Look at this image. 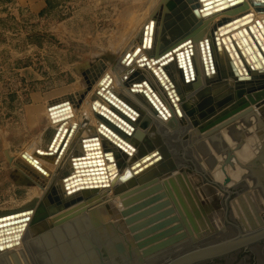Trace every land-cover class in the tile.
I'll list each match as a JSON object with an SVG mask.
<instances>
[{
    "label": "bare ground",
    "instance_id": "6f19581e",
    "mask_svg": "<svg viewBox=\"0 0 264 264\" xmlns=\"http://www.w3.org/2000/svg\"><path fill=\"white\" fill-rule=\"evenodd\" d=\"M170 1L172 0H158L148 16L137 24L130 25L129 34L126 33L119 44L114 45L113 52L95 55L83 63L84 75L83 81H79L80 86L75 93L64 95L59 103H55L58 104L55 109L60 113L59 117L67 114L73 116L64 121L66 126L77 124L58 161L38 153V149L45 151L50 131L61 125L51 116L48 104V121L44 130H35L19 155L6 156L11 167L5 172L7 183L30 190V199L16 209L32 211L18 217L25 218L23 221L26 226L18 231L17 240H12V243L0 242L10 243V246L0 250V264H115L116 259L122 264H138V254L134 249L136 246L130 238L123 216L127 209L124 204L126 190L123 189L129 188L133 176L139 182L142 173L135 172L146 164L142 161L139 167H132L135 161L140 160L145 141L143 133L147 134L148 139L155 135L154 132L149 134L143 130L146 119L148 123L145 126L150 130L163 126L160 128L166 130L168 138L175 140L176 144L183 146L181 142L184 141L186 150H189L182 154L188 162L184 168L191 172L187 175L196 193L193 197L204 210L210 225L213 223V229L216 228L214 222L220 216H229L232 220L230 222L236 225L243 219L249 227H252L250 218L256 226L261 224L260 221L264 222V159L261 158L264 150V126L260 123H264V88L256 80L249 82L252 83L250 90H240L236 84V79L249 76L252 69H264V3L242 0L244 3L236 8L216 7L205 11L204 0H177L172 7ZM232 1L235 0H227L226 3ZM218 8L222 9L214 11ZM243 14L245 17L241 18ZM152 20L154 38L153 45L149 48L142 46L140 39L144 35L145 26ZM228 22L230 23L226 24ZM193 27L196 33L182 39L180 43L193 39L191 45L196 79L189 83L183 77L181 79V70L177 66L169 75L176 81L174 92L171 83L162 77L165 81L163 83L153 73L152 57L163 54L167 41L162 38L170 29L184 30L182 33L185 35ZM255 35L261 42L260 46L254 43ZM207 38L209 42L206 44L210 47L216 70L213 78H208L207 72L213 73L208 58L210 52L204 44ZM142 56L149 62L145 59L140 61ZM130 60L133 61L129 62ZM143 63H150L151 67ZM107 75L109 78L106 79ZM146 80L151 86H136ZM102 81L103 86L100 84ZM107 85H110V90H118L120 97L129 101L140 112L138 116L124 108L134 119L118 112L134 127L132 130L125 124L124 129L130 135L96 113L103 111L97 100L104 102L109 111L115 109L113 104L123 106L108 91ZM141 90L146 91L148 97ZM169 90L172 91L171 95ZM260 92L263 93L258 96ZM81 109L83 113H80ZM220 117L222 119L218 121ZM114 118L115 122L121 123L118 116ZM194 120L203 125L212 124L210 129L228 122L229 125L222 131L224 149L228 151L236 146L241 149L240 152H235V158L226 167V172L232 178L228 184L223 183V155L207 139L206 145L202 139L197 140L202 141L200 143L193 141L194 132L198 129ZM101 123L113 128L122 138L106 127H101ZM48 128L50 130L46 133ZM183 131V140L174 138L173 134L180 137ZM2 133L6 139L3 130ZM232 133L237 135L236 139ZM96 135L98 140L93 139ZM94 142L101 145L102 155L99 159L94 156L92 160L104 159L103 169L111 185L95 189L92 195L83 196V200L75 203L70 192V182L85 167L79 164L76 156L84 155L86 147ZM30 158L36 159L48 171L40 174L35 167L31 169L33 162ZM253 169L258 171L257 177L252 174ZM11 173L13 178L8 177ZM19 180H24V183H18ZM138 187L140 183L134 188ZM42 214L43 217L40 218ZM13 234L4 235L10 237ZM200 236H188L181 242L183 250L191 247ZM141 258L142 256L140 260ZM161 261L162 257L157 256L150 258L145 264H159Z\"/></svg>",
    "mask_w": 264,
    "mask_h": 264
},
{
    "label": "water",
    "instance_id": "95a60500",
    "mask_svg": "<svg viewBox=\"0 0 264 264\" xmlns=\"http://www.w3.org/2000/svg\"><path fill=\"white\" fill-rule=\"evenodd\" d=\"M176 1L177 0L170 1V6L172 7ZM204 1L205 4L203 10L205 11L213 10L216 7L229 9L236 8L238 5L244 3L242 0H235L230 3H226L227 0ZM217 1L221 2L216 3ZM258 1L264 3V0ZM222 8H218L214 11H219ZM206 15H208V13H206ZM243 17H245L244 14L241 18ZM229 23L230 22L226 24ZM184 29H187V27ZM195 30V27H193V29H189V32H186L184 35L182 33L184 30L174 28L170 29L165 37L171 36V38H162L167 41L163 54L161 56L152 57V67L150 63H143L144 65H149V67L152 68L153 73L157 75L163 83H165L166 80L169 84L171 83L170 86L174 92H176V81L172 80L169 75H171V71L176 69L177 66H179L178 68L183 72L181 73L180 71L181 79L183 77L187 83L196 79V71L194 67L195 58H193L194 51L192 50L193 47L191 45L193 39L189 38L180 43L182 39L195 34ZM143 32L144 35L140 39V43L144 47L148 46L151 48L154 38L153 20L150 24L145 26ZM206 42H209L208 38L204 41L205 45H207ZM254 43L258 46L261 45L257 35H255ZM207 47L210 52L208 57L209 64L210 67L213 68L212 74H210V71H207L209 74L208 78H213L216 70L214 69L213 56L210 51V47L208 45ZM136 52H138V50L133 54ZM134 57H136V55ZM144 59L145 61H148L144 56H142L139 60L142 61ZM132 61L133 60H130L129 62ZM251 71L252 72L249 76H246L244 79H236L237 88H241L240 90H250L252 83L249 82L254 80L260 82L259 84L263 85L261 88H264V82H262L264 81V69L261 68L257 71L252 69ZM223 74H226V72L223 71ZM162 77L165 78V81L162 80ZM107 78H109L108 75L106 76V79ZM104 81L100 83L102 86ZM108 83L111 84V81H108ZM143 85L149 86L150 84L147 80L142 82V84H136V86ZM109 86L110 85H107L108 91H111L112 96L120 100L123 106L120 107L117 104H113L115 109L109 111L107 110L108 108L104 102L97 100L96 102L101 104L103 111L96 113L106 117V121L115 125L116 128L125 134L127 133L130 135L131 133L124 129L125 124L130 126L128 120L120 116L118 112H122V114L127 115L130 119L134 118L130 116L125 109L132 114H137L138 116H140V112L136 107L131 105L129 101L121 98V94L118 90H110ZM141 91L148 97L146 91ZM171 92L172 91L169 90L170 95ZM262 93L263 92H260L257 95L259 96ZM62 99L63 98L53 100L49 104L51 116L55 119V121L61 123V125L59 128H54L50 131L46 140L47 145L45 147V151H40L38 149V153L40 155H45L49 157V159L55 161H58V159L61 158V155L69 144L77 126L76 123L72 126H66L67 123L64 122L68 118L73 117L72 115L67 114L59 117L60 113L55 109V106L58 104L55 103H59ZM114 116L119 117L118 119L121 122L120 124L113 120L115 119ZM221 119L222 118L220 117L218 121H221ZM144 123H148V120L146 119ZM260 123L264 126L263 122ZM100 125L101 127H106L108 130L122 138L118 132L110 126H107L105 123H101ZM194 125L198 129L194 132L193 141L197 143L203 141L206 145L207 139L214 146L217 152L223 155L224 161L221 163V169L225 174L223 183L225 185L228 184L232 178L226 172V167L235 158V152H240L241 150L240 146H236L235 149L231 148L228 151H225L224 149L222 131L225 126L229 125L228 122L212 129H210L212 124L203 125L197 120H194ZM131 129L134 130V127L132 126ZM49 130L50 129L48 128L46 133H48ZM153 132L155 135L150 137V139L147 138L146 133H143V138L145 137V144L140 153L141 155L139 156L140 160L135 161L132 165V167L137 168L140 166L142 161L146 162L143 168H140L135 172V174L142 173L139 178V182L133 176L128 185L129 188L123 189L126 190L124 193V197H126L124 204L127 207V209L124 210L123 216L125 218V223L127 224V229L131 234L130 238L136 246L134 249L138 254V264H145L147 260L149 261L150 258L157 256L162 257L161 262L164 263L161 264H264V222L260 221L261 224L256 226L251 218L250 222L252 227H249L243 219L240 223H237L242 227L232 222L229 226L233 228L227 231L225 227L222 229L219 228L217 230L218 235L183 250V244L181 242L188 236L194 237L195 235H201L199 240L205 237L208 238L210 232L214 230L211 227L213 223L210 225L204 210L200 205H198L193 197V194L196 195V193L192 188L193 184L188 179L187 175L188 172H191L184 168V165L186 163L188 164V162H186L185 159L180 158L179 152H175L170 149V147H168V145H166L160 138L159 134H157L156 130H152L150 134ZM232 135L235 139L237 138L235 133H232ZM105 137L112 141L107 135H105ZM93 139L98 140V135H96ZM198 139H202V141H197ZM128 144L133 146L129 142ZM75 153L76 152H74V154ZM25 154L26 152L24 155ZM101 155V145L94 142L91 146L86 147L84 155L76 156V158L79 159V164L85 167L78 171L77 177L70 182V192L73 194L72 200L75 203L83 200V196L92 195L95 189L100 187H110L111 184L108 182L109 178L105 176L107 173H105V169H103V166L105 165L104 159L92 160L94 156L97 157L96 159H99ZM261 158L264 159V150H262ZM30 159L33 162L32 165H37H30L31 169L35 167L36 170H39L38 172L40 174L48 171L41 164H39L36 159ZM20 160L22 161V157ZM192 163L193 162H191V164ZM257 172V170L253 169L252 174L257 177V175H259ZM3 177V182L6 183L7 174ZM8 177L13 178V173L8 174ZM194 177L198 179L197 175ZM18 183H24V180H19ZM138 183H140V187L134 188ZM208 188L211 187L208 186ZM137 200H139V203H136ZM30 211H32V209L26 211H21L19 209L0 210V242L11 241L10 243H12V240H17L19 237L18 231L24 229L26 226L25 221H23L25 218L18 217L24 216ZM52 211H54V209H52ZM41 212L44 214L43 207H41ZM43 214L40 218L43 217ZM9 233L14 234L10 237L8 235H4ZM10 243H1L0 250H4L10 246ZM239 255L241 256L235 261L234 258ZM141 256L142 258L140 260ZM151 264L153 263L151 262Z\"/></svg>",
    "mask_w": 264,
    "mask_h": 264
},
{
    "label": "rangeland",
    "instance_id": "374dc122",
    "mask_svg": "<svg viewBox=\"0 0 264 264\" xmlns=\"http://www.w3.org/2000/svg\"><path fill=\"white\" fill-rule=\"evenodd\" d=\"M157 1L46 0V6L39 13H20V34L0 32V210L19 208L30 199V190L4 183L3 176L11 169L6 156L19 155L33 136L28 129L27 115L34 110L35 123L45 126L48 121L45 105L39 113L33 103L29 104L31 83L35 89L39 86L46 92L45 101L75 93L80 79L83 81V63L95 55L113 52L114 45L129 34V26L148 16ZM146 124L143 130L150 134L152 130ZM160 127L156 129L157 134L184 159L182 154L187 151L184 141L179 146ZM184 134L183 131L180 137L176 133L173 136L183 140ZM230 221L229 216H220L209 237L193 245L218 235L219 228L225 227L226 231L233 228L229 226ZM116 261L115 264H122Z\"/></svg>",
    "mask_w": 264,
    "mask_h": 264
},
{
    "label": "crops",
    "instance_id": "0c3cea01",
    "mask_svg": "<svg viewBox=\"0 0 264 264\" xmlns=\"http://www.w3.org/2000/svg\"><path fill=\"white\" fill-rule=\"evenodd\" d=\"M46 6V0H0V32L4 35H16L22 32L19 19L21 18V12L29 14L39 13ZM44 90L41 91L38 86L35 89V84L31 83L30 93L33 107L38 109L39 113H42L44 105L49 106L51 101L64 98L63 96L57 98H51L47 101L44 99ZM46 93V92H45ZM36 113L34 110L27 115L29 123V131L34 133L35 130H44L45 126L41 122L35 123ZM196 176V175H195Z\"/></svg>",
    "mask_w": 264,
    "mask_h": 264
},
{
    "label": "flooded vegetation",
    "instance_id": "af4514ba",
    "mask_svg": "<svg viewBox=\"0 0 264 264\" xmlns=\"http://www.w3.org/2000/svg\"><path fill=\"white\" fill-rule=\"evenodd\" d=\"M241 255L237 256L236 258H234V260L236 261L237 258H239Z\"/></svg>",
    "mask_w": 264,
    "mask_h": 264
}]
</instances>
